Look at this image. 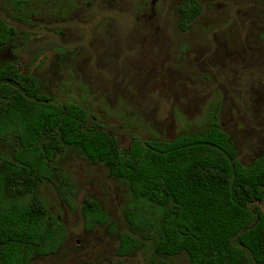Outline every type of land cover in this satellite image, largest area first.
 <instances>
[{
  "label": "rangeland",
  "instance_id": "1",
  "mask_svg": "<svg viewBox=\"0 0 264 264\" xmlns=\"http://www.w3.org/2000/svg\"><path fill=\"white\" fill-rule=\"evenodd\" d=\"M183 1L0 0V18L19 32L0 46V68L18 62L42 92L81 104L120 148L133 137L169 140L217 121L249 164L264 151V0H200V15L181 31ZM53 164L73 187L74 205L50 182L39 187L66 235L57 252L31 264H186L182 254L157 256L148 238L117 256L126 215L156 212L103 164L71 151L55 154ZM86 197L100 203L106 224L86 227Z\"/></svg>",
  "mask_w": 264,
  "mask_h": 264
},
{
  "label": "trees",
  "instance_id": "2",
  "mask_svg": "<svg viewBox=\"0 0 264 264\" xmlns=\"http://www.w3.org/2000/svg\"><path fill=\"white\" fill-rule=\"evenodd\" d=\"M201 11L200 0L181 2L178 29L188 30ZM18 33L0 18V46ZM67 151L105 165L133 199L156 212L126 215L117 256L148 238L157 256L182 254L186 264H264V151L242 163L217 121L169 140L133 137L120 148L81 104L54 100L16 61L0 68V264H31L62 245L65 228L38 189L50 182L73 208V187L53 164ZM81 214L88 229L106 224L94 197L84 199Z\"/></svg>",
  "mask_w": 264,
  "mask_h": 264
}]
</instances>
